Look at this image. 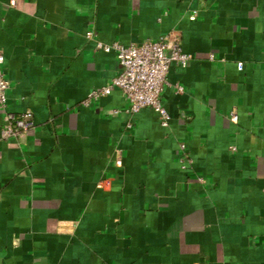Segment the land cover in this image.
<instances>
[{
    "label": "crops",
    "instance_id": "1",
    "mask_svg": "<svg viewBox=\"0 0 264 264\" xmlns=\"http://www.w3.org/2000/svg\"><path fill=\"white\" fill-rule=\"evenodd\" d=\"M171 31L168 127L83 105L119 71L97 42ZM0 51L35 121L5 139L0 112V264H264V0H0Z\"/></svg>",
    "mask_w": 264,
    "mask_h": 264
},
{
    "label": "built area",
    "instance_id": "2",
    "mask_svg": "<svg viewBox=\"0 0 264 264\" xmlns=\"http://www.w3.org/2000/svg\"><path fill=\"white\" fill-rule=\"evenodd\" d=\"M15 3V0H12ZM195 14L191 19H195ZM88 38L95 37L94 31L87 33ZM97 48L116 53L119 71L111 81L103 87L92 90L84 99L83 105L90 106L102 98L111 94L114 90H119L126 98L128 107L125 109L127 114H135L144 108L156 110L160 117L161 125L168 127L172 118L170 112L165 107L162 95L169 84L168 73L172 66L186 67L193 59V54L185 52L182 47L181 34L171 31L158 38H147L141 42L122 44L112 42L105 44L97 42ZM214 59V54L211 55ZM5 57L0 51V112L2 113L4 124L1 136L5 139L17 138L23 132L34 128L35 121L33 110L27 108L20 114L9 108L8 90L10 81L4 71ZM240 69L243 68L242 62L238 63ZM176 89L183 92V86L176 84ZM120 110L113 109L112 114H118ZM233 122L238 121L236 112L230 114ZM126 128H133L132 121L126 123ZM184 148V146L182 145ZM186 156H182L181 162L184 166L188 162ZM121 158H116V163L121 164ZM199 180H203L202 177ZM99 186H103L100 183Z\"/></svg>",
    "mask_w": 264,
    "mask_h": 264
}]
</instances>
